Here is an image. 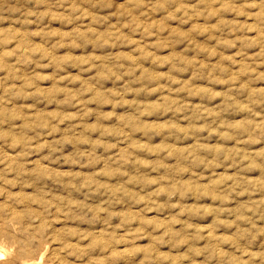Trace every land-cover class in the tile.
I'll use <instances>...</instances> for the list:
<instances>
[{
  "label": "rangeland",
  "instance_id": "1",
  "mask_svg": "<svg viewBox=\"0 0 264 264\" xmlns=\"http://www.w3.org/2000/svg\"><path fill=\"white\" fill-rule=\"evenodd\" d=\"M7 2L12 11L0 10V33L12 27L31 35L18 55L7 57L0 35V247L11 255L13 249L5 248L7 225L22 246L32 239L29 233L46 230L47 219L63 227L35 260L23 259L18 250L12 264L46 259L62 264L69 250L74 254L67 259L75 264H216L220 245L230 247L239 226L248 237L240 241L244 250L234 248L238 255L225 264H264V148H259L264 133L257 135L261 130L247 119L246 104L238 102L264 100V36L250 24L254 17L236 7L241 0H133L148 5L147 21L142 15L130 24L113 16V26L121 21L122 30L114 42L104 40V48H96L99 35L89 39L93 30H83L92 21L77 13L81 0ZM122 2L114 0L117 8ZM243 2L255 6V0ZM233 16L237 19L224 28ZM130 27L135 39L127 36ZM109 54L129 63L142 57L135 69L140 80H159L169 71L183 79L172 81L171 96L154 86L129 91V99L139 96L144 105L142 121L134 120L131 105L116 102L124 82L100 57ZM249 77L253 86L234 98L231 85L243 90ZM82 104L89 108L83 117ZM255 107L264 115V104ZM193 116L196 123H190ZM41 120L45 125L58 120L65 132L72 126V134L63 136V160L59 154L49 160L48 150L37 151L35 144L32 151L20 147L28 122ZM129 124L141 139H122L118 146L119 125ZM234 132L247 133L243 147ZM49 136L44 139L51 142L58 133ZM6 139L17 147H8ZM73 143L81 154L94 148L89 153L94 159L70 163ZM198 154L208 161L191 170L182 164L186 159L195 164Z\"/></svg>",
  "mask_w": 264,
  "mask_h": 264
},
{
  "label": "clouds",
  "instance_id": "2",
  "mask_svg": "<svg viewBox=\"0 0 264 264\" xmlns=\"http://www.w3.org/2000/svg\"><path fill=\"white\" fill-rule=\"evenodd\" d=\"M117 4H114V0H81L80 3L75 4V8L77 13L81 16H88L91 23H87L84 25L83 30L87 32L89 29L93 30V34L89 36V39H95L96 35H99L101 37L100 42L96 45V48H104L103 42L104 40H108L109 43L114 42L117 39L116 33H119L121 29V21H116V24L113 26L112 17L113 16H120L123 18L125 22H129L130 24H134L135 19H139L142 15L145 17V22L148 19V15L145 13V8L148 7V5H145L144 8L140 7L138 4L134 3L133 0H123L122 3H119L120 7H116ZM236 7L242 8L243 11L247 15H251L254 17L253 23L256 26L257 31L260 33L261 36H264V0H255V6L249 7L243 0L241 2L236 4ZM114 9V10H112ZM252 9H256V11H250ZM0 10H3L5 12L12 11V9L9 7L7 0H0ZM34 14L38 15L39 11H34ZM73 15V18L75 19L76 13H71ZM163 19V18H162ZM237 19L235 16H233L231 19L227 18L224 28L228 27V21ZM26 23V21H24ZM244 23H248L245 21ZM97 25H102L106 27L98 28ZM159 38L158 33H154ZM225 35L227 33H224ZM3 40L5 41V47L3 50L4 56L7 57L9 55H18V49L23 47V40L27 38V36L31 35V31H20L17 29H14L12 27H7L6 30H4L2 33ZM127 36L129 39H135L136 37L132 34L131 27L129 28V31L127 33ZM14 44L13 47L10 49L7 48L8 45ZM260 45L262 47V50L260 52L261 56H264V39L260 40ZM145 50H150L145 47ZM241 51V55H245L246 53L243 50ZM160 54V53H156ZM248 54V53H247ZM250 55V54H249ZM102 61L107 62V66L111 68L114 72H116L121 80L124 82L123 86L117 87V92L119 93V97L116 99V102L119 103H129L131 105L132 111L129 113V115L137 121H142V117L140 116V111L144 107L140 101V97L138 96L136 100L129 99L128 93L129 91L133 92H139L141 89H148L150 86H154L157 89L160 90L161 95H169L171 96L173 92V85L172 81L175 79H183L181 77H177L173 74L172 71H169L167 77L154 80V81H146V80H140L138 79L137 72L135 69L137 68L140 60L142 57H134L136 60V63H129L123 60V58L116 59L115 54H109V55H100ZM94 59V57H93ZM142 68H148L149 66L141 65ZM155 71V69H153ZM127 74V75H126ZM226 78V77H225ZM254 79V77H249V79L244 80L242 82V85L244 86L243 90L241 88H237L236 85H231V88L233 89L232 95L234 98L238 99L239 97L244 96V92L247 90L248 87H252L251 81ZM88 83L92 85L93 88L96 87V84L89 80ZM136 85H139L140 87H135ZM183 99V98H182ZM238 102L245 103L246 107L248 109V116L247 119L249 121L253 122L254 127L259 128L261 131L257 132V135H261L264 133V115H261V113H258L255 109L256 104H264V100H253L251 97H244V100H239ZM163 111V110H161ZM43 113V111H40ZM89 112V108L87 104H82V107L79 111L80 116H86V114ZM259 117V119H258ZM10 118L9 114L6 112L4 119L5 122ZM46 119V117H45ZM197 117L193 116L190 120V123H196ZM86 120H81L80 123L83 125L86 123ZM175 124L180 125L179 118H176L173 121ZM97 123H100V120H97ZM121 129V135L115 138L116 143L118 146L120 140L124 139L126 142H130L132 139L140 140L141 138L135 137V127L131 124H129L128 127H124L123 125H119ZM251 131V129L249 130ZM58 133V138L52 139L51 142H48L44 139L45 136H49L50 133ZM72 134V126L69 125V131L65 132L63 128H61L59 121L53 122L51 120L48 121L47 125L43 123V121H29L28 126L22 130L20 135H22L23 140L20 147L22 150L25 151H32L33 150V144H35V150L42 151V149H47V155H45L49 160L53 157L54 154H59L56 158L58 160H63V157L65 155V148L66 144L63 141V136ZM233 139H235L238 142V147H243V138L244 135H247V133H240V132H234L231 134ZM177 139H182V136H177ZM101 141H103V137H98ZM148 143L152 140H147ZM168 140H165V143H171L166 142ZM203 142V141H201ZM5 144L8 145V147H17L16 144L12 143L10 139L5 140ZM264 148V147H259ZM258 148V149H259ZM94 152V148H89L86 150H83V154H81V149L78 145H75L73 143L72 151L69 153L70 160L69 162H75L78 164H81L84 161L91 162V159H94L93 157H89V153ZM213 159H216V157H213ZM195 164L193 163L192 159H186L185 161H182V164L185 167H188L189 170L196 167L197 164H200L201 162L206 163L208 161L207 156L203 155H197L195 157ZM49 216L54 215V213H49ZM255 216L250 217L249 223L250 227L247 229V231L251 232L252 227L256 224V218ZM46 224V230L40 233H29V236L32 237V239L26 240L25 244L22 246V244L16 243L11 237L14 235L12 228L10 226H6L7 228V236L5 237L6 243L5 248L13 249L11 255L5 256L2 260H0V264H12L13 258L17 256L18 250L25 253L24 258L25 260H35L39 252L42 251L44 244H51L50 236H60V230L63 227H57L58 224H53L51 222V219H47L45 221ZM242 227H237L236 232L234 235H232V241L230 247H224L222 244L220 245V252L222 254V258H216L213 257V259L216 260V264H225V262L228 260L229 256H235L238 255L236 251H233V249H239L240 251L244 250V247L241 246L240 241L244 239H248L245 235L241 232ZM17 240L18 237L16 238ZM64 239V237H62ZM39 241V243H37ZM70 249H75V243L71 244ZM73 251L69 250L66 255L62 258V264H75L74 261H70L67 259V256L73 255ZM45 264H48V261L46 259ZM255 264H261V260L255 261Z\"/></svg>",
  "mask_w": 264,
  "mask_h": 264
},
{
  "label": "bare ground",
  "instance_id": "3",
  "mask_svg": "<svg viewBox=\"0 0 264 264\" xmlns=\"http://www.w3.org/2000/svg\"><path fill=\"white\" fill-rule=\"evenodd\" d=\"M8 156H9V155H8ZM9 161H10V160H9ZM37 162H38V161H37ZM7 163H8V162H7ZM45 168H46V167H45ZM32 183H33V182H32ZM33 187H34V186H33ZM8 190H9V189H8ZM34 191H35V190H34ZM27 193H28V192H27ZM5 195H6V194H5ZM33 195H34V194H33ZM31 196H32V195H31ZM35 196H36V195H35ZM10 197H11V196H10ZM6 198H7V197H6ZM19 198H20V197H19ZM22 198H23V197H22ZM4 199H5V198H4ZM6 200H7V199H6ZM24 200H25V199H24ZM27 200H28V199H27ZM33 200H34V199H33ZM2 201H3V200H2ZM2 201H1V202H2ZM1 202H0V203H1ZM3 202H4V201H3ZM6 202L8 203L9 201H6ZM27 203H28V202H27ZM10 205H11V204H10ZM3 206H4V205H3ZM3 206H2V207H3ZM15 206H16V205H15ZM0 207H1V206H0ZM10 208L12 209V206H11ZM14 208H15V207H14ZM0 209H1V208H0ZM18 209H19V208H18ZM38 209H39V208H38ZM5 210H6V212H7L8 209L6 208ZM33 210H34V209H33ZM10 211H11V210H10ZM0 212H1V211H0ZM6 212H5V213H6ZM23 212H24V211H23ZM5 213H4V214H5ZM13 213H15V211L12 212V215H13ZM31 213H32V212H31ZM18 215H19V214H18ZM23 215H24V214H23ZM28 216H29V214H28ZM33 216H34V215H33ZM3 217H4V216H3ZM5 217H6V216H5ZM13 217H14V216H13ZM23 217H24V216H23ZM19 218H20V217H19ZM15 219H16V216H15ZM3 220H4V219H3ZM6 220H8V219L6 218ZM20 221H21V220H20ZM4 222H5V221H4ZM6 223H9V221L6 222ZM40 223H41V222H40ZM2 224H3V223H2ZM6 225H7V224H6ZM1 226H2V225H1ZM7 226H8V225H7ZM28 226H29V225H28ZM26 227H27V226H26ZM39 227H40V226H39ZM4 228H5V229H4ZM4 228H3V229L6 231L7 228H6V227H4ZM12 229H13V228H12ZM28 229H29V228H28ZM0 230H1V228H0ZM3 233H5V232L2 231V234H3ZM6 234H7V233H6ZM3 235H4V234H3ZM1 236H2V235H1ZM4 236H5V235H4ZM61 236H62V235H61ZM2 238H3V237H2ZM13 238H14V237H13ZM85 238H86V237H85ZM3 239H4V238H3ZM3 239H2V240H3ZM99 239H100V238H99ZM14 240H15V238H14ZM54 240H55V239H54ZM90 240H91V239H90ZM5 241H6V240H5ZM3 243H4V241H3ZM1 245H2V244H1ZM53 245H54V244H53ZM53 247H54V246H53ZM44 250H45V249H44ZM9 251H10V249H9ZM20 252H21V251H20ZM41 252H42V251H41ZM64 252H65V251H64ZM19 254H20V253H18V255H19ZM55 254H56V253H55ZM121 254H122V253H121ZM121 254H120V255H121ZM6 255H7V251H6L4 248L0 247V259H3ZM65 255H66V254H65ZM78 256H79V255H78ZM57 258H58V257H57ZM74 258H75V257H74ZM79 258H80V257H79ZM76 259H77V258H76ZM124 259H125V258H124ZM27 261H29V260H27ZM36 262H37V261H36ZM38 262H39V261H38ZM94 262H95V261H94ZM98 262H99V261H98ZM98 262H97V263H98ZM56 263H57V262H56ZM56 263H55V264H56ZM79 263H80V262H79ZM28 264H38V263H35V262H29Z\"/></svg>",
  "mask_w": 264,
  "mask_h": 264
}]
</instances>
